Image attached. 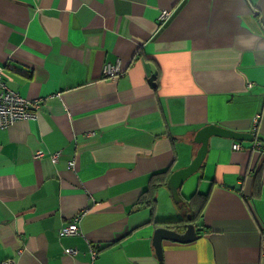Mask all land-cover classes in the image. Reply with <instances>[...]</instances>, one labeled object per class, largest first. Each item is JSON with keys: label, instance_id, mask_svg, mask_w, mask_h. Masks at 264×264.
Returning <instances> with one entry per match:
<instances>
[{"label": "crops", "instance_id": "1", "mask_svg": "<svg viewBox=\"0 0 264 264\" xmlns=\"http://www.w3.org/2000/svg\"><path fill=\"white\" fill-rule=\"evenodd\" d=\"M0 67L37 104L0 127V264H159L189 222L162 264H264V0H0Z\"/></svg>", "mask_w": 264, "mask_h": 264}, {"label": "built area", "instance_id": "2", "mask_svg": "<svg viewBox=\"0 0 264 264\" xmlns=\"http://www.w3.org/2000/svg\"><path fill=\"white\" fill-rule=\"evenodd\" d=\"M171 11L162 10L158 16L159 26L165 25L171 17ZM4 70L0 67V127L8 128L17 121L31 120L37 117V104L32 103L16 92L10 90L3 81ZM123 73L121 62L115 65L106 64L102 69V74L109 79H117ZM259 118L254 117L252 119L253 128L256 129ZM256 147L260 146V143L255 144ZM233 150L240 148L239 144L234 143ZM57 155H53L52 159H56ZM69 167L74 166V162L68 163ZM85 212H79L73 216L71 221L59 231V235H77L80 233L79 224L84 216ZM92 257L96 255L95 250L90 249ZM66 253L69 255H75L77 253L74 249H66ZM3 264H13L11 260L6 261Z\"/></svg>", "mask_w": 264, "mask_h": 264}, {"label": "water", "instance_id": "3", "mask_svg": "<svg viewBox=\"0 0 264 264\" xmlns=\"http://www.w3.org/2000/svg\"><path fill=\"white\" fill-rule=\"evenodd\" d=\"M151 79L154 80V77H152ZM211 132H216L214 127H208L198 133L197 136L199 142H201V148L197 153L196 157L191 161V163L186 168L174 172L168 179L167 184L169 189L172 191L171 193L174 197L177 196V189L180 186V184L188 176L194 173L200 166V163L206 152L207 137L208 134ZM197 236L198 235L197 232L195 231V226L190 222L185 225V230L183 231V233H178L177 229L175 228H158L154 233L153 245L156 250V255L158 257L159 264H162V257H161L162 240L168 239L175 242L188 243L195 240Z\"/></svg>", "mask_w": 264, "mask_h": 264}, {"label": "trees", "instance_id": "4", "mask_svg": "<svg viewBox=\"0 0 264 264\" xmlns=\"http://www.w3.org/2000/svg\"><path fill=\"white\" fill-rule=\"evenodd\" d=\"M163 173V172H162ZM160 173H155L152 175L151 179H150V182H149V186H148V192L151 193V196H150V201H148L149 204L153 205L155 203V198L153 195H155V190L156 188L159 186V185H162L164 183V180L162 177H159ZM204 205V202L202 203ZM182 221V220H181ZM178 222L180 221H164L162 222L163 224H167L168 227L170 226V224H178ZM183 222V221H182ZM176 227V226H174ZM185 226L183 225V228ZM173 228V227H172Z\"/></svg>", "mask_w": 264, "mask_h": 264}]
</instances>
